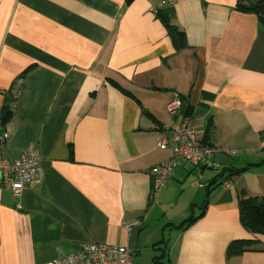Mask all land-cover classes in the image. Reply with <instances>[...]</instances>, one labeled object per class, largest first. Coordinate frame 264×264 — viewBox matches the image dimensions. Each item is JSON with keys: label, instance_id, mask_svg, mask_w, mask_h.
<instances>
[{"label": "crops", "instance_id": "crops-1", "mask_svg": "<svg viewBox=\"0 0 264 264\" xmlns=\"http://www.w3.org/2000/svg\"><path fill=\"white\" fill-rule=\"evenodd\" d=\"M237 6L0 0V114L16 98L13 119L0 121L3 154L14 161L38 150L42 167L20 198L0 187V264H48L87 243L164 264L155 261L160 242L168 264H264V235L247 231L239 212L241 199L264 197V28ZM168 9L185 33L181 49L158 18ZM181 121L203 138L212 122L211 147L228 164L214 154L215 167L195 166L196 175L179 160L156 190L151 170L172 158L157 142ZM251 164L216 184L204 172ZM202 213L187 229L170 227ZM235 240L260 245L229 258Z\"/></svg>", "mask_w": 264, "mask_h": 264}, {"label": "built area", "instance_id": "built-area-1", "mask_svg": "<svg viewBox=\"0 0 264 264\" xmlns=\"http://www.w3.org/2000/svg\"><path fill=\"white\" fill-rule=\"evenodd\" d=\"M179 1L181 0H165L170 6ZM182 104L181 97L176 96L168 105L171 115L177 116ZM170 133L169 141L159 138L157 142L159 149L171 150L172 158L151 170L156 190L166 186L179 160H184L192 166L204 165L213 168L215 165L208 158L223 152L204 145L201 133L187 121L175 122L170 128ZM7 138L6 133L0 136V187L9 190L14 198H20L29 185L39 180L41 176V155L38 150H34L26 152L17 160L10 161L4 157L2 150ZM134 257V252L125 246L87 243L77 252L48 264H134Z\"/></svg>", "mask_w": 264, "mask_h": 264}, {"label": "trees", "instance_id": "trees-1", "mask_svg": "<svg viewBox=\"0 0 264 264\" xmlns=\"http://www.w3.org/2000/svg\"><path fill=\"white\" fill-rule=\"evenodd\" d=\"M127 1L130 2L132 0H127ZM237 1H238V6H237L238 9L244 13L255 14L258 17L261 26L264 28V0H237ZM172 16H173V12L171 9H168V11H160L158 14V18L161 19L162 23L168 30V33L173 40V43L175 44V46H177V48L181 49L183 47H186L185 33L173 23ZM15 102H16V98H9L7 99L6 103L3 105L0 114V121L2 125L9 123L13 119L14 116L13 107L16 104ZM213 127L214 125L212 122L208 124L205 131L206 134L203 140L204 145H208L209 147H211L210 137L212 136ZM255 166H256L255 164H251L241 169H229L225 167L224 172H221L219 175L215 177L213 184H216L220 178L224 177L225 172H230L229 174V178H230L246 173ZM239 205H240L239 207L240 221L243 227L253 235H264V197L244 198L241 199ZM204 209L205 208L202 207L203 211ZM203 213L199 216L191 217L180 226L170 225V227H176L177 229H181V230L187 229L191 225H193L203 215ZM163 243L164 242H160L159 244H156L154 246L155 250L162 251V255L159 258H156L155 260L159 263H161L160 260L165 257L166 249L164 247L159 248L158 246V245H162ZM258 245H260V242L258 240H235L229 246L227 250V256L229 258L241 256L247 251L255 250L258 247Z\"/></svg>", "mask_w": 264, "mask_h": 264}, {"label": "rangeland", "instance_id": "rangeland-1", "mask_svg": "<svg viewBox=\"0 0 264 264\" xmlns=\"http://www.w3.org/2000/svg\"><path fill=\"white\" fill-rule=\"evenodd\" d=\"M199 131V130H198ZM200 132V131H199ZM233 157V156H232ZM188 164V163H187ZM188 165H190V164H188ZM192 166V165H191ZM191 166H189V167H191ZM202 166H204V165H201V166H199V167H202ZM191 168H193V170H194V172L196 173V175L198 174V172L200 171V170H202V169H200V168H198V167H195V166H193V167H191ZM204 172H207L208 173V175L210 174V175H212V176H217V174H218V172L217 171H212L211 169H209L208 171L207 170H205ZM196 212H197V214L200 212L199 210H196ZM169 232H172V231H169ZM166 238H167V240H169V235H167L166 236ZM162 253L161 252H157L156 253V255L157 256H160ZM161 262H163L164 264H168V260H167V258H164L163 260L161 259ZM148 264H153L152 263V259H150V258H148Z\"/></svg>", "mask_w": 264, "mask_h": 264}, {"label": "water", "instance_id": "water-1", "mask_svg": "<svg viewBox=\"0 0 264 264\" xmlns=\"http://www.w3.org/2000/svg\"><path fill=\"white\" fill-rule=\"evenodd\" d=\"M4 133L3 129H0V136ZM229 157L227 154L221 152L215 155V162L218 166H226L228 164Z\"/></svg>", "mask_w": 264, "mask_h": 264}]
</instances>
